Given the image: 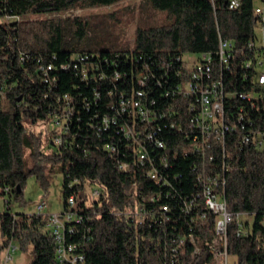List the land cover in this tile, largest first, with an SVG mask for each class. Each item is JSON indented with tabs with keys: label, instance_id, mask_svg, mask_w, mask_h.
Masks as SVG:
<instances>
[{
	"label": "trees",
	"instance_id": "trees-1",
	"mask_svg": "<svg viewBox=\"0 0 264 264\" xmlns=\"http://www.w3.org/2000/svg\"><path fill=\"white\" fill-rule=\"evenodd\" d=\"M118 1L0 0V5L7 4L13 12L24 16L17 22H0V75L10 87L8 98L0 107V195L4 194V187L10 186L12 197L24 201L29 175L36 174L47 187L51 173L56 169L63 174L65 205L72 192L81 193L85 201L87 183L96 184L103 189V194L86 209L91 216L87 222L90 230L83 229L76 238L81 242L80 247L86 252L89 264H162L164 243L169 239L163 227L150 221L136 223L121 213L137 205L134 188L138 193H151L157 187L144 177V170L137 163H132L128 171L118 166L116 159L103 149L107 134L98 137L91 131L89 141L80 147L53 148V134L47 126L61 107L59 97L68 92L73 93L72 101H79V91L85 90L86 86L74 70L60 67L54 71L50 87L37 69L39 57L57 65L81 52L99 53L101 57L113 59L111 53L123 52L130 45L121 13L113 11L96 22L79 15L72 18H25L29 14L41 16ZM145 3L165 12L166 17L159 23L144 16L140 18L134 41L137 55H146L158 70L164 62L175 60L184 53L215 52L220 37L232 39L235 42L233 70L225 75L229 89H251L250 82L243 78L242 64L251 55L246 44L255 37L260 23L256 14L259 4L255 0H241L235 9L230 7V0H147L144 11L147 8ZM20 51L31 55L24 65L19 58ZM105 101L104 95L102 111ZM253 114L258 115L256 126L264 129V97L259 99ZM25 122L41 123L43 127L27 131ZM27 148L34 162L44 160V168L39 169L36 164L27 166ZM233 162L234 168L226 186L228 210L248 212L253 217L249 223L252 231L248 235H238L237 220L229 225V250L236 256L238 264H264V151L251 147L238 149ZM46 169L49 171L45 172ZM76 178L79 182L70 187L69 183ZM45 218V213L0 211L3 239L0 262H3L4 251L13 240L24 252L31 253L30 264H57L56 241ZM14 227L19 228L17 233H13ZM209 232V236L213 235V229ZM192 250L193 245L187 242L185 255L180 253L184 264L209 263L210 254L206 248L194 256Z\"/></svg>",
	"mask_w": 264,
	"mask_h": 264
},
{
	"label": "built area",
	"instance_id": "built-area-1",
	"mask_svg": "<svg viewBox=\"0 0 264 264\" xmlns=\"http://www.w3.org/2000/svg\"><path fill=\"white\" fill-rule=\"evenodd\" d=\"M240 4L241 0H230L233 9ZM256 14L259 31L247 42L251 55L242 64L243 78L251 84L248 91L229 89L225 75L233 70L235 42L222 37L215 52L184 53L158 70L146 55H137L135 38L128 49L111 53L113 59L81 52L57 65L38 58L37 69L50 87L60 67L74 70L86 86L79 91V101H72L73 93L59 97L61 107L47 126L53 148L80 147L89 141L91 131L98 137L107 134L103 149L118 166L128 171L137 163L157 187L151 193L134 188L137 205L121 213L136 223L150 221L163 227L169 239L162 264H184L180 253L185 255L187 242L193 245V256L207 249L208 264H230V257L236 256L229 250V225L237 220L240 236L252 231L251 219L243 220L251 213L228 210L226 186L236 150L264 151V129L256 126L258 115L253 114L264 97V6L258 5ZM23 18L7 4L0 5V22ZM19 58L24 65L31 55L20 51ZM8 90L0 75V107ZM78 182L76 178L69 186ZM102 194L100 186L87 183V199L72 192L62 211L46 213L47 202L38 203L37 212L46 214V226L56 241L57 264H89L76 238L83 229L90 230L86 209ZM12 195V187H4L0 211H12ZM18 231L13 228V233ZM14 242L5 249L3 264H13L19 247Z\"/></svg>",
	"mask_w": 264,
	"mask_h": 264
},
{
	"label": "rangeland",
	"instance_id": "rangeland-1",
	"mask_svg": "<svg viewBox=\"0 0 264 264\" xmlns=\"http://www.w3.org/2000/svg\"><path fill=\"white\" fill-rule=\"evenodd\" d=\"M147 0H119L118 2L110 5L103 6H95V7H74L72 9H68L59 13H49L41 16L29 14L25 16V18H36V17H75V16H84L89 17L93 21H98L103 18V16L111 13L113 11H119L121 13L122 19L124 20L126 27V35L128 44L130 41L135 38L136 29L140 22V18L142 16L146 17L150 21L154 22H162L166 15L165 12L155 10L151 6H147L146 10H143L144 2ZM256 4L264 6V0H255ZM80 9L78 12L77 10ZM259 31V27H257ZM264 68V66H262ZM27 125V131L31 130H39L43 127L41 123L33 124L29 122H25ZM26 164L30 167L33 164H36L39 169L44 168L45 162L44 160H39L34 162L33 159L30 158L29 149H26ZM49 170L46 169L45 172ZM24 201L17 200L14 196L12 197V206L11 209L13 212L18 213H32L37 212V205L40 201L45 200L47 202V206L45 207L44 212H56L62 211L65 203L63 196V174L60 170L56 169L53 173H51V182L45 187L36 174H30L27 183L24 189ZM0 205H3V199L0 195ZM253 216L243 217L245 219H251L252 222ZM2 235L0 232V243H2ZM15 245H19L17 241L14 242ZM14 261L13 264H30L32 255L30 252H24L19 246L14 251ZM2 257V254H0ZM0 264H3V262ZM230 264H238V261L235 257H230Z\"/></svg>",
	"mask_w": 264,
	"mask_h": 264
}]
</instances>
